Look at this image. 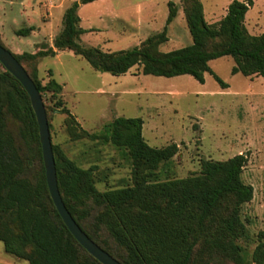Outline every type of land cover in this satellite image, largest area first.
<instances>
[{
  "label": "trees",
  "instance_id": "16d2710c",
  "mask_svg": "<svg viewBox=\"0 0 264 264\" xmlns=\"http://www.w3.org/2000/svg\"><path fill=\"white\" fill-rule=\"evenodd\" d=\"M96 1L100 0H79L66 9L52 47L42 44L33 53H12L40 92L48 123L50 106L44 97L50 94L54 109L66 115L71 141L110 144L124 150L131 160L132 184L100 192L96 189L97 168L82 169L52 144L64 205L81 230L121 264H245L239 241L247 228L241 211L254 195L253 187L242 179L246 155L225 161L201 160L199 173L161 181L160 166L174 157L181 161L176 144L150 147L142 134L141 118L119 117L104 132L88 133L65 107L60 98L63 87L52 78V71L49 81L42 84L37 65L41 59L67 50L93 70L113 76L140 67L143 75H189L203 84L208 73L226 88L209 63L231 57L233 75L264 78V33L251 35L245 26L253 1H232L223 18L209 24L200 0H181L192 44L168 53L159 51L168 41L166 27L132 49L106 53L82 45L86 30L80 27L78 10ZM168 8L166 25L178 12L173 2ZM33 30L23 28L15 34L27 37ZM0 45L6 49L1 39ZM0 66V242L5 252L28 264H101L77 242L59 216L48 191L29 96ZM251 261L264 264V243L256 247Z\"/></svg>",
  "mask_w": 264,
  "mask_h": 264
},
{
  "label": "rangeland",
  "instance_id": "374dc122",
  "mask_svg": "<svg viewBox=\"0 0 264 264\" xmlns=\"http://www.w3.org/2000/svg\"><path fill=\"white\" fill-rule=\"evenodd\" d=\"M7 1L0 0L3 45L11 53L19 54L32 53L33 44L45 33L58 34L64 12L79 0H35L38 14L29 19L19 13L22 0H15L16 5L10 10ZM51 1L54 2L52 8ZM200 1L205 21L210 24L221 20L234 0ZM252 1L245 26L251 35H261L264 33V0ZM169 2L175 3L178 12L173 22L166 25ZM48 15L50 20L44 22L41 16ZM78 16L80 27L86 30L80 43L106 53L137 47L165 27L168 41L159 51L168 53L192 44L181 0H100L81 5ZM31 26L43 32L27 37L15 34ZM42 44L50 45L43 40L37 46ZM56 55L40 60L37 77L46 84L52 71V78L63 87L60 98L82 129L90 134L102 133L116 118H141L142 134L150 147L163 148L170 144L179 147L181 161L174 157L162 164L161 181L199 173L201 160L225 161L239 154L247 156L242 179L253 187L254 195L252 201L242 207L241 217L247 234L239 245L245 264H252L254 250L264 243V78L233 75L231 70L235 64L231 57L209 64L226 85L223 88L208 73L204 74L203 84L189 75L172 78L143 75L140 67L113 76L93 70L71 51ZM44 101L50 106L52 144L59 146L82 169L97 168L98 191L132 184V164L124 150L100 141H71L66 131V115L54 109L50 94ZM0 264L28 263L7 254L0 242Z\"/></svg>",
  "mask_w": 264,
  "mask_h": 264
},
{
  "label": "water",
  "instance_id": "95a60500",
  "mask_svg": "<svg viewBox=\"0 0 264 264\" xmlns=\"http://www.w3.org/2000/svg\"><path fill=\"white\" fill-rule=\"evenodd\" d=\"M0 64L3 68L15 77L29 96L31 107L36 116L38 125L39 141L42 150V159L45 168L46 183L52 202L61 217L63 223L68 228L77 242L99 263L101 264H121L95 244L78 226L68 212L62 201L56 176L55 159L52 149L50 128L46 114L45 105L40 92L33 80L30 78L24 67L17 61L13 54L0 45Z\"/></svg>",
  "mask_w": 264,
  "mask_h": 264
},
{
  "label": "crops",
  "instance_id": "0c3cea01",
  "mask_svg": "<svg viewBox=\"0 0 264 264\" xmlns=\"http://www.w3.org/2000/svg\"><path fill=\"white\" fill-rule=\"evenodd\" d=\"M41 3H39V5H40ZM7 5H8V9L10 10V7L12 8V7H15V5H16V1L15 0H8L7 1ZM37 5V3H36V1L35 0H22V1H20V3H19V13L21 14V15H24L27 19H29V18H33V17H35V16H37V10H36V8H35V6ZM50 7L52 8V7H54V2H50ZM227 12V11H226ZM263 14V13H262ZM226 15V14H225ZM247 15V14H246ZM224 17V16H223ZM41 19L45 22V21H49L50 20V16L48 15V16H41ZM246 21H247V19H246V17H245V24H246ZM31 27H33L34 28V30L30 33V35L29 36H33V35H35V34H37V33H42L43 31H42V29L41 28H36V27H34V26H31ZM1 28H2V24H1V21H0V39H1V41H2V43H4V41H3V34H2V32H1ZM30 28V27H29ZM52 33V34H51ZM45 34H49V33H45ZM43 35V37L40 39V40H38V41H36L34 44H33V48H34V51L33 52H35V50H36V47H37V45L39 44V43H41L43 40L44 41H46L47 43H50V46L52 47L53 46V39L55 38V36L57 35V32H53V31H51L50 32V36L49 35ZM32 52V53H33ZM24 53V52H23ZM19 54H22V53H19ZM56 57H57V55H56ZM210 64V63H209ZM210 66V65H209ZM253 77H256V76H253Z\"/></svg>",
  "mask_w": 264,
  "mask_h": 264
}]
</instances>
